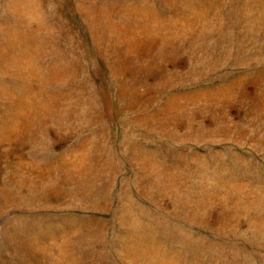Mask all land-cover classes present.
I'll use <instances>...</instances> for the list:
<instances>
[{
  "label": "rangeland",
  "instance_id": "obj_1",
  "mask_svg": "<svg viewBox=\"0 0 264 264\" xmlns=\"http://www.w3.org/2000/svg\"><path fill=\"white\" fill-rule=\"evenodd\" d=\"M0 264H264V0H0Z\"/></svg>",
  "mask_w": 264,
  "mask_h": 264
}]
</instances>
